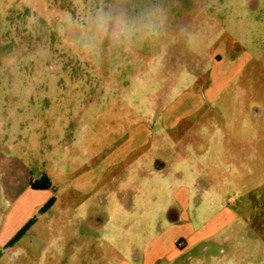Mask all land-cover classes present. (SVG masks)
Returning <instances> with one entry per match:
<instances>
[{
    "label": "rangeland",
    "instance_id": "374dc122",
    "mask_svg": "<svg viewBox=\"0 0 264 264\" xmlns=\"http://www.w3.org/2000/svg\"><path fill=\"white\" fill-rule=\"evenodd\" d=\"M0 264H264V0H0Z\"/></svg>",
    "mask_w": 264,
    "mask_h": 264
},
{
    "label": "clouds",
    "instance_id": "9594fccd",
    "mask_svg": "<svg viewBox=\"0 0 264 264\" xmlns=\"http://www.w3.org/2000/svg\"><path fill=\"white\" fill-rule=\"evenodd\" d=\"M89 47L100 50L107 40L111 47L120 48L145 32L141 21H132L126 9L99 12L90 20Z\"/></svg>",
    "mask_w": 264,
    "mask_h": 264
},
{
    "label": "trees",
    "instance_id": "16d2710c",
    "mask_svg": "<svg viewBox=\"0 0 264 264\" xmlns=\"http://www.w3.org/2000/svg\"><path fill=\"white\" fill-rule=\"evenodd\" d=\"M48 186H49V184L47 183V184H45L42 188H48ZM48 205H44L39 211H40V213H43V212H45V210L51 205V201L49 202L48 201ZM32 223V220L31 221H29V222H27L23 227H22V229L19 231V232H17V234L13 237V239L11 240L12 241V243L13 242H16L17 241V239H19L21 236V234L24 232V230H25V228L26 227H28V226H30V224ZM10 241V242H11Z\"/></svg>",
    "mask_w": 264,
    "mask_h": 264
}]
</instances>
